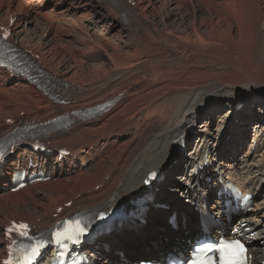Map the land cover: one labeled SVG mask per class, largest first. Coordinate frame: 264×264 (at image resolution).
<instances>
[{"label":"bare ground","instance_id":"6f19581e","mask_svg":"<svg viewBox=\"0 0 264 264\" xmlns=\"http://www.w3.org/2000/svg\"><path fill=\"white\" fill-rule=\"evenodd\" d=\"M13 19L12 39L27 42L47 65L53 88L45 93L0 70V132L17 115L46 133L52 150L64 148L69 156L40 158L22 147L6 164L13 172L32 156L50 173L13 193L9 173L0 174V261L2 228L11 220L46 228L79 211L90 216L127 206L145 192L147 174L161 171L150 194L159 207L84 243L91 264L162 262L205 233L249 236L245 227L256 236L253 264H261L264 0H0V23ZM56 39L70 48L56 49ZM203 115L185 155L180 139ZM225 180L254 193L249 211L233 212L232 204L225 210L223 196L210 204Z\"/></svg>","mask_w":264,"mask_h":264},{"label":"snow or ice","instance_id":"6c2138e0","mask_svg":"<svg viewBox=\"0 0 264 264\" xmlns=\"http://www.w3.org/2000/svg\"><path fill=\"white\" fill-rule=\"evenodd\" d=\"M3 154L0 153V159ZM25 229L26 225H13L9 229L11 232L14 228ZM84 227H77L74 233L68 238L73 236L78 237L85 233ZM23 234V233H22ZM244 246L238 240L232 241H219L214 244L202 245L194 249V256L189 259L188 264H244ZM219 254L218 257L216 254Z\"/></svg>","mask_w":264,"mask_h":264},{"label":"rangeland","instance_id":"374dc122","mask_svg":"<svg viewBox=\"0 0 264 264\" xmlns=\"http://www.w3.org/2000/svg\"><path fill=\"white\" fill-rule=\"evenodd\" d=\"M3 24H6V23H3ZM99 32V31H98ZM40 34H39V30H37L36 31V37L37 36H39ZM45 37H48V33L46 34V36H44V38ZM59 39H56L54 42L57 44V43H61V45H59L60 47H58L57 46V48L56 49H58V50H61V47L62 46H64V45H66V48H70L69 47V45H70V42H65L64 40H60V41H58ZM58 41V42H57ZM63 42H64V44H63ZM16 43H17V45H19L20 47H23V48H26V49H29V48H27V45H26V43L27 42H22V43H20V42H17L16 41ZM25 45V46H24ZM30 50V49H29ZM34 50V49H33ZM31 51V50H30ZM33 53H35V52H33ZM42 63V65H43V67L44 68H46L45 70L47 71V74L48 73H50L51 71H50V69L48 68V67H46L47 65H45L44 64V62L42 61L41 62ZM49 70V71H48ZM46 74V76H47V80H49V77H50V75H47ZM51 74V73H50ZM44 81H46V79H44ZM51 85V84H50ZM21 114V113H20ZM12 118H18V116L17 115H15L14 117L12 116V117H10V119H12ZM206 119V116H202L201 118H199L197 121H196V123H195V125H196V128L194 129L195 130V134L192 136V141L190 142V144H189V148H186V150L183 152L185 155L188 153V151L190 150V148L191 147H193V145H194V142H193V140L194 139H196L195 137H198L199 135H200V131H198V129H197V127L202 123V121H204ZM231 125H232V123H231ZM242 129V128H241ZM253 134V132H252V129H249V134H248V137H247V142L250 140L251 141V139H252V135ZM226 136V135H225ZM224 136V137H225ZM125 138V135H121V138H120V140H123ZM119 140V141H120ZM193 143V144H192ZM129 146V144H127V145H124V146H121V147H118L117 145H115V148H114V150H116V149H118L119 151H124L127 147ZM243 153V149L241 150V154ZM258 199H260V198H258ZM188 200H182L181 202L185 205V202H187ZM157 202L158 203H160L159 201H158V198H157ZM188 204V203H187ZM187 214L190 216L191 215V211H192V207H188L187 206ZM192 219H195L194 218V216L192 217ZM151 230H153V229H151ZM155 231V230H154ZM149 243H152L151 242V240H149ZM153 245V244H152ZM141 258H145V259H147V257H141ZM152 257H150L149 259H151Z\"/></svg>","mask_w":264,"mask_h":264}]
</instances>
